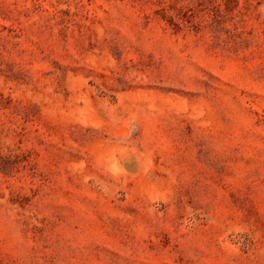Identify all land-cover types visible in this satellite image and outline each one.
I'll return each mask as SVG.
<instances>
[{"label": "rangeland", "instance_id": "rangeland-1", "mask_svg": "<svg viewBox=\"0 0 264 264\" xmlns=\"http://www.w3.org/2000/svg\"><path fill=\"white\" fill-rule=\"evenodd\" d=\"M0 264H264V0H0Z\"/></svg>", "mask_w": 264, "mask_h": 264}]
</instances>
